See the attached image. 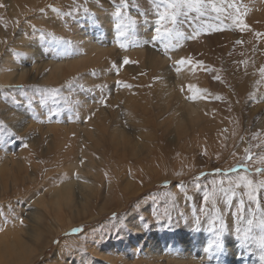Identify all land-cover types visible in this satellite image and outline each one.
<instances>
[{
    "label": "rangeland",
    "instance_id": "obj_1",
    "mask_svg": "<svg viewBox=\"0 0 264 264\" xmlns=\"http://www.w3.org/2000/svg\"><path fill=\"white\" fill-rule=\"evenodd\" d=\"M119 4L120 0H0V72L7 70L6 77L0 74V120L8 129H0V161L17 159L9 169L0 168V182L6 183L0 184V241L22 237L31 240L33 249L40 246L38 253L29 252L34 257L28 264H153L156 258L148 251L153 245L163 255L157 257L159 264H260L259 248L240 247L234 229L247 227L253 218L250 207L259 220L264 190L261 210H255L247 189H236L227 206L223 251H206L213 239L208 231L213 214L204 217L198 209L214 181L219 186L223 180L227 186L229 178L245 174L242 163L248 164L249 177L264 179L253 171L255 157L251 162L243 159L245 148L264 152L256 147L264 142V78L258 70L264 65V40L254 35L264 32V0H236L242 11L247 10L248 31L237 29L226 13L217 20L210 11L202 17L191 12L179 16L178 27L186 35L199 31L197 38L155 42L151 36L165 0H128L117 18L113 13ZM117 23L127 33L119 40ZM85 40L96 42L101 50L88 53ZM31 53L39 62L35 66ZM125 56L137 63L123 65ZM186 56L204 61V66L192 70L182 65L178 73L173 61ZM68 57L73 61L63 63V72H51L49 61L62 63ZM114 62L118 69L112 67ZM12 65L18 70L11 72ZM217 75L220 80L214 79ZM117 81L124 83L118 86ZM170 82L175 83L172 91ZM189 84L200 90L196 99L190 98ZM217 94L222 99H215ZM180 97L198 105L199 112L192 115L193 109ZM70 158L85 163L74 170ZM88 167L96 174H85L93 183L83 198L74 194L70 203L50 196L63 176ZM229 168L236 171L227 172ZM200 172L206 175L197 180ZM178 181L184 182L187 197L177 188ZM95 191L97 198L87 204L85 197ZM168 192L176 194L175 201ZM241 199L245 211L237 220L228 213L237 211ZM218 206L225 207L222 194ZM32 212L46 224L42 240L27 231ZM195 216H201L198 225ZM71 222L83 230L65 236L71 229L59 230ZM259 231L253 226L254 233Z\"/></svg>",
    "mask_w": 264,
    "mask_h": 264
},
{
    "label": "snow or ice",
    "instance_id": "obj_2",
    "mask_svg": "<svg viewBox=\"0 0 264 264\" xmlns=\"http://www.w3.org/2000/svg\"><path fill=\"white\" fill-rule=\"evenodd\" d=\"M128 0H120V4L118 7L115 8V12L113 15L117 18H120L123 15V9L127 7ZM165 8L163 11L157 12V19H156V27L154 30V35L151 36V40L153 42L158 40H176L179 41L182 38L186 39H195L199 36V31L193 30V33L186 35L184 31L180 30L178 27L179 24V16L180 15H188L191 12H195L197 17H202L209 11L212 13H216V19L220 20L223 14H227V16L232 20L233 25L239 29L241 32H245L251 29V26L246 22V15L247 10L245 9L242 11L241 6L236 4V0H165ZM48 7H52L49 5ZM186 9L187 11H183ZM232 9L233 11H229ZM39 11L43 13L45 11L44 8H40ZM53 11L59 13V9L53 8ZM85 12H88V9H84ZM71 14V13H69ZM129 20L132 24L135 23L134 18L129 17ZM167 22V26L162 23ZM122 25L117 23L115 25L116 28V36L119 40L120 37L125 36L127 33L121 31ZM208 28H212L213 30H222L216 28L213 25H208ZM51 35V34H50ZM255 38L257 40H264V32H255ZM44 32L41 31V38H43ZM63 39V38H60ZM237 44L243 43L241 40L236 41ZM123 43L120 44V47H125ZM177 44H173L172 47H177ZM165 52L168 51L169 45L165 44ZM129 63H137L136 61H132L129 57H123V65H127ZM243 63V61H241ZM173 65L176 71L179 73L181 71L182 65H188L190 69L195 70L197 67L204 66V61L202 60H193L191 56L180 57L179 59L173 61ZM120 65L113 63L112 67L118 69ZM259 73L261 78H264V65L259 67ZM94 74V73H93ZM214 79L220 80V76H215ZM124 82L117 81V85L119 86ZM72 81H68V85L71 86ZM125 87H131V85L124 84ZM83 87V86H81ZM100 87V86H97ZM189 91L193 92V95L190 97L191 99L197 98V92L200 91L196 89V86L189 84L188 85ZM183 90V89H181ZM53 93L57 92V89L51 90ZM206 95V90H203ZM252 95V94H250ZM200 98H205L201 96ZM215 99H222L220 95H215ZM102 102L105 103L107 106L106 98H102ZM94 115V113H93ZM86 119H91V116L87 117ZM0 129H4L8 131L7 125L3 120H0ZM253 138L257 137V133H253ZM27 147V144L24 145ZM258 148H264V142L261 144L256 145ZM244 161L251 162L253 161L254 157L256 166L254 167L253 171L256 175L264 176V152L260 153H253L250 148L244 149ZM207 155V152L203 153ZM218 155V154H217ZM85 161L83 159L80 160V164L83 165ZM242 168H244L245 174L238 175L235 179H228L227 186H225V182L223 180L219 181V186H217L216 182H213V188L209 192H205L202 196V205L199 207L198 211L201 216L207 217L210 213L213 214V219L211 226L208 228V231L213 234V239L208 243L206 251H211L215 248L218 251H223L224 247L226 246L224 243V234L228 232V225L226 220V211L227 206L232 204V197L236 195V189L243 188L247 189L246 195L248 200L255 205V210H261V199H260V192L264 190V179L255 180L247 175L248 164L242 163ZM217 173L221 172V169H215ZM236 171L235 168H229L227 172ZM131 174V173H130ZM182 172H176L175 175L179 176L182 175ZM77 179H80L79 173H74ZM108 173L105 172V176L107 177ZM206 175L204 172H200L199 175L196 177L198 180L200 177ZM227 175V173H226ZM63 182V181H61ZM170 184L169 181L164 182V186L168 187ZM177 188L184 193L185 197H187V193L185 191V184L183 181L177 182ZM198 186V185H197ZM223 197V204L225 205L224 208L218 206V198ZM171 198L172 201L176 200V194L172 192H168L166 194ZM245 211V201L241 199L239 201V205L237 207L236 212L228 213L232 216H236L237 220L243 219V216L240 214ZM250 213L253 214V218L247 220V227L240 228L237 226L234 229L235 237L238 242V245L242 248L250 247L251 245H256L260 251V264H264V210H261V215L259 220L255 219V211L250 207L248 209ZM167 213V210H166ZM116 213H113V218L116 217ZM156 215V213H154ZM201 216H195V222L198 225L201 220ZM19 222L21 224L24 223L23 218H19ZM253 226L259 228V233L256 234L253 232ZM3 229L0 228V231ZM82 228H72L71 232H66L65 236H70L76 233L81 232ZM66 247H75V245H68L66 243Z\"/></svg>",
    "mask_w": 264,
    "mask_h": 264
},
{
    "label": "bare ground",
    "instance_id": "obj_3",
    "mask_svg": "<svg viewBox=\"0 0 264 264\" xmlns=\"http://www.w3.org/2000/svg\"><path fill=\"white\" fill-rule=\"evenodd\" d=\"M20 36V35H19ZM22 39V38H21ZM23 39H24V41H25V37H23ZM22 41V40H21ZM26 41H27V39H26ZM25 41V42H26ZM85 41H87V40H85ZM24 42V43H25ZM23 44V43H22ZM248 45H249V43H248ZM24 46H25V44H24ZM23 46V47H24ZM27 46H29L28 44H27ZM27 46H25V47H27ZM35 46V45H34ZM33 46V47H34ZM38 46V45H37ZM30 47H32V46H30ZM99 46L96 44V42L94 43V42H90V41H87V42H84V44H83V48H85V50H88V53L89 52H91V51H93V50H97V52H98V50H101V48H98ZM38 48V47H37ZM249 50H250V47H249ZM106 51H107V49H106ZM102 52V51H101ZM36 53H39V51H36ZM96 53V52H95ZM32 54V53H31ZM30 54V55H31ZM76 54V53H75ZM79 54V53H78ZM97 54V53H96ZM82 55V54H81ZM81 55H78V56H81ZM102 55V57H103V54H101ZM77 56V55H76ZM77 56V57H78ZM83 56V55H82ZM86 56V54L83 56L84 58H86L85 57ZM73 57V56H72ZM75 57V56H74ZM84 58H82V60H83V62H82V64L84 63ZM73 59H75V58H73ZM79 59V58H78ZM77 59V60H78ZM62 60V63H60L59 61H54V62H52V61H49V62H51L52 63V65H51V72H56V73H59L61 70H62V65H63V63H65V64H68L69 63V61L70 60H72V59H70V57H68V58H62L61 59ZM76 60V59H75ZM80 60H81V58H80ZM81 60V61H82ZM90 60V59H89ZM9 61H11L10 59H7V62H9ZM30 61H31V63L33 64V66H35L36 64H37V62H38V59H37V57L34 55V54H32L31 55V57H30ZM73 61V60H72ZM80 62V61H79ZM107 62V61H106ZM39 63V62H38ZM82 64H81V62H80V64L78 65V67L81 65L82 66ZM6 65H7V63H6ZM48 65V64H47ZM87 65V64H86ZM66 66V65H65ZM81 66L79 67V69L81 68ZM8 67V66H7ZM50 67V66H49ZM83 67V66H82ZM85 67V66H84ZM22 68V67H21ZM21 68L19 69L20 71H21ZM84 69V68H83ZM18 70V66H11V72H13V71H17ZM77 70H78V68H77ZM7 71V70H6ZM5 71V72H6ZM64 71V69L62 70V72ZM71 71H73V72H75L74 71V69L73 70H71ZM2 72V73H1ZM1 72H0V74L2 75L3 74V76L5 75V72H3V70H1ZM10 72V71H9ZM50 72V71H49ZM17 74H19V73H17ZM45 75V74H44ZM60 76V75H59ZM5 77H6V75H5ZM7 77H10V76H7ZM3 78V77H2ZM47 78V77H46ZM54 78H56V77H54ZM196 78V77H195ZM51 79V78H50ZM49 79V80H50ZM180 79V78H179ZM45 80V79H44ZM171 80V79H170ZM48 81V80H47ZM190 81V80H189ZM170 83H172L171 85H172V88H170V90L172 91L173 90V84H175V83H173V82H170ZM198 85V84H197ZM169 94H170V92H169ZM183 101H184V105H186V106H190L192 109H193V111L192 112H194L192 115H194V114H197L198 112H199V107H198V105H195L194 103H189V101L187 100V99H185V98H183V97H180ZM176 106V105H175ZM81 109V108H80ZM86 111V110H85ZM84 111V112H85ZM86 115V114H85ZM12 120H14V119H12ZM16 120H17V118H16ZM16 120H14L15 122H17ZM11 121V120H10ZM101 123H102V121H101ZM44 129V128H43ZM27 130H29V129H27ZM111 130V129H110ZM22 132V131H21ZM25 135V134H24ZM43 135V134H42ZM48 136V135H47ZM44 137V136H43ZM46 137V136H45ZM73 138V137H72ZM189 142L190 141H185V143L186 144H189ZM71 143H72V141H71ZM62 148V147H61ZM68 148V147H67ZM64 150H65V148H64ZM77 154V153H76ZM71 156V155H70ZM1 157V156H0ZM63 157V156H62ZM72 157V156H71ZM84 157V156H83ZM6 158V159H5ZM4 158V161H0V168H1V170L3 169V168H5V169H9L12 165L14 166L16 163V161H17V159H8L7 157H5ZM57 158H59V157H57ZM62 160V159H61ZM65 160H66V158H65ZM65 160H62V161H64V163H65ZM70 161H71V158H70ZM72 162V161H71ZM15 163V164H14ZM24 163V162H23ZM67 163H69V161L67 162ZM5 165H7L6 167H8V168H6V167H4ZM11 165V166H10ZM65 166V165H64ZM3 167V168H2ZM70 167L71 168H80V163H79V161L76 159L75 161L73 160V162L71 163V165H70ZM128 167H132L130 164H129V166ZM67 168V167H66ZM4 169V170H5ZM99 169V168H98ZM141 169V168H140ZM140 169H133L132 171L133 172H138V173H140ZM75 170V169H74ZM73 170V171H74ZM131 170V169H130ZM78 171V170H77ZM99 171V170H98ZM131 171V172H132ZM11 172V171H10ZM70 172H71V170H70ZM79 172V175H80V179H77L74 175H71L70 177H65V176H63V179H61V181H63V182H61L60 181V183L59 184H54L55 186H56V189L55 190H52L51 191V195L50 196H53L54 198H55V200H56V202L57 201H59V200H62V201H67V202H72L73 201V199H71V197L74 195V194H76V196H81L82 195V193H86L85 192V188L88 186V185H91L92 183H93V181L92 180H89V179H87V178H85V174H87V173H89L88 175H90V176H93V175H95L96 174V172H95V174H93L94 173V171L92 170V169H89V167H88V169H80V171H78ZM132 172V173H133ZM2 173V172H1ZM67 173V172H66ZM71 174V173H70ZM241 174V173H240ZM121 175V174H120ZM118 177H120V176H118ZM93 179V178H92ZM120 179H121V177H120ZM117 182V181H116ZM95 183V182H94ZM115 183V182H114ZM0 184H2V181L0 182ZM6 183H3L2 185L4 186ZM117 184V183H116ZM1 185V186H2ZM34 186V185H33ZM143 187V186H142ZM33 188V187H32ZM122 188V187H121ZM34 190V189H33ZM94 190V189H93ZM134 191V190H133ZM76 192V193H75ZM32 193H34V192H32ZM107 193H108V191H107ZM31 194V193H30ZM35 195H36V193H34ZM33 195V194H32ZM87 195H89L88 197H85V199H89V202L87 203V204H91L92 203V198H97L96 197V191L95 192H92V193H90V194H87ZM98 195V197H100V195H101V193H100V195H99V193L97 194ZM34 196V195H33ZM82 197V196H81ZM83 198V197H82ZM78 200V199H77ZM83 200V199H82ZM80 201V200H79ZM56 202H54V203H56ZM85 202V201H84ZM59 203H61L62 204V202H59ZM82 204V203H81ZM122 205V204H121ZM61 206V205H60ZM63 206V205H62ZM123 206V205H122ZM64 207V206H63ZM117 207V206H116ZM61 208V207H60ZM67 209V208H66ZM69 209H71V208H69ZM58 210H59V208H58ZM33 214H31L30 215V224L28 225V227H27V231L29 232V234L34 238V237H37V238H39L40 240H42L43 238H44V236H45V229H44V226L46 225V224H42V222H39L41 219L39 218V216H40V214L38 215V214H36V213H34V212H32ZM64 213V212H63ZM96 214V213H95ZM43 215V214H42ZM44 216V215H43ZM92 216H94V215H91V216H89V217H91L92 218ZM89 217H86V218H89ZM87 220V219H86ZM85 221V220H84ZM0 222H1V218H0ZM29 222V221H28ZM80 222H83V221H80ZM77 224H76V222H71L70 224H67V225H65V226H62L61 228H60V230L59 231H61V230H67V229H72V228H74L75 226H76ZM10 231V230H9ZM15 232V231H14ZM17 233H19V232H17ZM46 233H48V232H46ZM50 233V232H49ZM14 234V233H13ZM28 234V235H29ZM28 235H27V237H28ZM5 237V236H4ZM16 237V236H15ZM46 237V236H45ZM3 238V237H2ZM6 238V241H0V264H28V263H30L31 261H32V259H33V257L34 256H32V254L30 255L29 254V252H31V251H33V252H35V253H38L39 251H40V246L39 247H37V248H35V249H33L32 247H30L29 246V243L28 242H31V240H29V239H24V238H19L18 240H11V238L10 237H5ZM31 238V237H30ZM4 239V238H3ZM35 240V239H34ZM46 240V239H45ZM48 243V242H47ZM36 245V244H35ZM49 249V248H48ZM42 250V249H41ZM148 251H149V253H150V255H153L154 256V258H156V259H153V264H159L158 262V259H157V257L158 258H162V256L163 255H161V253H159L158 252V250H157V247L156 246H152L151 248H149L148 249ZM28 252V253H27ZM32 253V252H31ZM153 256H152V258H153ZM156 256V257H155ZM148 259H149V257H148ZM176 259H178V258H176ZM183 260V259H182ZM184 260H186V259H184ZM148 261V260H147ZM152 261V260H151ZM146 262V261H145ZM149 263H150V261H148ZM156 262V263H155ZM179 262V261H178ZM180 262H181V260H180ZM179 262V263H180ZM202 263H203V261H201ZM182 263V262H181ZM199 264H201L200 262H199Z\"/></svg>",
    "mask_w": 264,
    "mask_h": 264
},
{
    "label": "trees",
    "instance_id": "obj_4",
    "mask_svg": "<svg viewBox=\"0 0 264 264\" xmlns=\"http://www.w3.org/2000/svg\"><path fill=\"white\" fill-rule=\"evenodd\" d=\"M82 226H85V224H83Z\"/></svg>",
    "mask_w": 264,
    "mask_h": 264
}]
</instances>
